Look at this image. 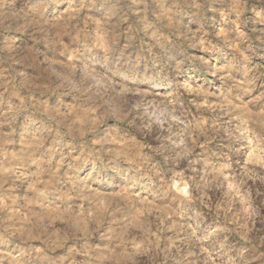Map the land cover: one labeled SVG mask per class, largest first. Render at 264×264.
Instances as JSON below:
<instances>
[{
	"label": "rangeland",
	"instance_id": "obj_1",
	"mask_svg": "<svg viewBox=\"0 0 264 264\" xmlns=\"http://www.w3.org/2000/svg\"><path fill=\"white\" fill-rule=\"evenodd\" d=\"M0 264H264V0H0Z\"/></svg>",
	"mask_w": 264,
	"mask_h": 264
}]
</instances>
